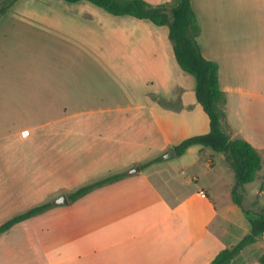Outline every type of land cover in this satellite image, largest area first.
Wrapping results in <instances>:
<instances>
[{
  "label": "crops",
  "instance_id": "0c3cea01",
  "mask_svg": "<svg viewBox=\"0 0 264 264\" xmlns=\"http://www.w3.org/2000/svg\"><path fill=\"white\" fill-rule=\"evenodd\" d=\"M192 6L201 51L219 65L225 128L262 157L245 185L258 212L264 203L248 199L264 197V0ZM209 131L168 26L88 1L19 0L0 18V228L53 206L0 232V264H210L251 232L233 202L235 173L201 146L164 158ZM61 196L69 202L56 204ZM263 254L264 236L231 264H261Z\"/></svg>",
  "mask_w": 264,
  "mask_h": 264
},
{
  "label": "trees",
  "instance_id": "16d2710c",
  "mask_svg": "<svg viewBox=\"0 0 264 264\" xmlns=\"http://www.w3.org/2000/svg\"><path fill=\"white\" fill-rule=\"evenodd\" d=\"M19 0H5L0 4V18L7 14ZM68 3L88 1L114 16H132L140 20H149L156 26H168L169 38L173 44L174 54L181 69L194 76L196 96L200 105L210 119V131L183 140L176 146L179 156L184 155L193 146L209 148L215 153H223L235 173L236 183L232 189L233 202L246 215L251 232L238 244L219 252L210 264H231L248 246L264 236V209L253 212L245 205V185L256 180L263 168L259 151L247 140L234 138L225 128L227 121V96L221 89L219 65L207 59L198 41L201 26L192 6V0H172L153 5L146 0H63ZM1 3V0H0ZM166 105L170 103L163 101ZM157 158L149 164L160 161ZM147 164V165H149ZM124 174H117L86 185L71 194L76 200L96 187L121 179ZM52 203L37 206L18 215L1 228L0 232L11 229L15 224L41 214L52 207ZM259 262L264 264V254Z\"/></svg>",
  "mask_w": 264,
  "mask_h": 264
},
{
  "label": "rangeland",
  "instance_id": "374dc122",
  "mask_svg": "<svg viewBox=\"0 0 264 264\" xmlns=\"http://www.w3.org/2000/svg\"><path fill=\"white\" fill-rule=\"evenodd\" d=\"M4 1L5 0H1V5L4 3ZM170 39V38H169ZM171 41V40H170ZM172 43V42H171ZM249 203L250 204H253L254 206H256L257 204H261V202L262 203H264V197H263V195H261V196H259V197H255L254 195H253V193L251 192V193H249ZM236 211H237V213H238V217L242 220V221H245L244 219H247V217H246V215L244 214V212H243V210L237 205L236 206ZM233 216H235L236 218H238L237 217V214L236 213H234L233 214ZM248 221V220H247Z\"/></svg>",
  "mask_w": 264,
  "mask_h": 264
},
{
  "label": "water",
  "instance_id": "95a60500",
  "mask_svg": "<svg viewBox=\"0 0 264 264\" xmlns=\"http://www.w3.org/2000/svg\"><path fill=\"white\" fill-rule=\"evenodd\" d=\"M177 157L178 156V153H177V151L175 150V149H171L166 155H165V157L164 158H171V157ZM141 169H140V167H135V169H133L132 171H131V173H133V172H139ZM69 201H68V198H67V196H61V197H59L58 199H56L55 200V203L56 204H63V203H68Z\"/></svg>",
  "mask_w": 264,
  "mask_h": 264
}]
</instances>
